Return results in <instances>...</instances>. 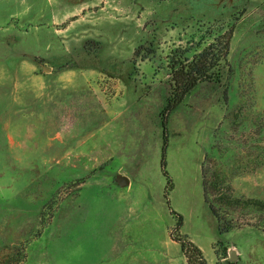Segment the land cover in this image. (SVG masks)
<instances>
[{
	"label": "rangeland",
	"instance_id": "374dc122",
	"mask_svg": "<svg viewBox=\"0 0 264 264\" xmlns=\"http://www.w3.org/2000/svg\"><path fill=\"white\" fill-rule=\"evenodd\" d=\"M229 28L218 79L167 116L174 228L167 55ZM170 231L208 264H264V0H0V256L185 264Z\"/></svg>",
	"mask_w": 264,
	"mask_h": 264
},
{
	"label": "trees",
	"instance_id": "16d2710c",
	"mask_svg": "<svg viewBox=\"0 0 264 264\" xmlns=\"http://www.w3.org/2000/svg\"><path fill=\"white\" fill-rule=\"evenodd\" d=\"M230 36L231 28H229L227 32H223L220 35L213 37L212 41H209L199 50H195L190 54L186 52L191 44L185 46L178 43V45L170 51V54L167 55V65L169 67V77L167 83L169 85V89L168 94L165 97V102L159 112L162 128L159 166L165 177L162 194L169 212L172 215H175L174 228L181 224L182 215L170 207L167 196L169 189L172 187L171 178L165 169V145L167 140L165 131L167 116L169 112L180 102L183 95L197 82L202 80L218 79V64L220 60H226L225 55L228 50V41ZM218 39L219 42H216ZM134 53L136 52L134 51ZM142 57H147V54L142 55ZM223 98H225V90H223ZM200 173L203 201L206 203L211 214L215 217L217 221V229L220 232L225 230L227 227L221 226L219 223L220 216L217 213V208L215 207L213 201L210 199L211 186L202 166L200 167ZM237 200H239V198H237ZM244 202L257 204L260 201L246 198L244 199ZM169 236L178 242L187 264H208L199 246L196 245L186 234H182L181 237H175L170 231ZM21 251L22 255L16 258L8 254L0 256V264H20L24 258V251L22 248Z\"/></svg>",
	"mask_w": 264,
	"mask_h": 264
},
{
	"label": "crops",
	"instance_id": "0c3cea01",
	"mask_svg": "<svg viewBox=\"0 0 264 264\" xmlns=\"http://www.w3.org/2000/svg\"><path fill=\"white\" fill-rule=\"evenodd\" d=\"M47 1H51V3H52V0H47ZM117 175H123V174H117ZM116 175V176H117ZM116 176H115V178H116ZM125 178H126V182L123 184V185H125L127 182H128V177L126 176V175H123ZM169 236V235H168ZM170 238V237H169ZM171 239V238H170ZM171 240H174V239H171ZM175 241V240H174ZM175 242H177V241H175ZM177 244H178V242H177ZM178 246H179V244H178ZM179 250H180V252L182 253V255H183V258H184V260H185V256H184V254H183V252H182V250H181V248H180V246H179ZM140 264H147V262L146 261H143V262H141ZM150 264V263H149ZM185 264H187L186 263V260H185Z\"/></svg>",
	"mask_w": 264,
	"mask_h": 264
},
{
	"label": "water",
	"instance_id": "95a60500",
	"mask_svg": "<svg viewBox=\"0 0 264 264\" xmlns=\"http://www.w3.org/2000/svg\"><path fill=\"white\" fill-rule=\"evenodd\" d=\"M116 179H117L118 183H120V184H123V183L126 182V178H125L123 175H117V176H116ZM230 255H231L232 257L235 256V255H234V252H233L232 250H230Z\"/></svg>",
	"mask_w": 264,
	"mask_h": 264
}]
</instances>
